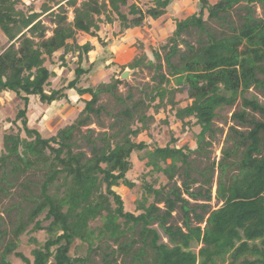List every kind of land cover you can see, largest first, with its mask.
<instances>
[{
	"label": "trees",
	"instance_id": "1",
	"mask_svg": "<svg viewBox=\"0 0 264 264\" xmlns=\"http://www.w3.org/2000/svg\"><path fill=\"white\" fill-rule=\"evenodd\" d=\"M142 1L0 0V29L5 36L0 37V92H9L19 101L15 115L8 113L2 121L0 190L7 192V186H16L31 168L43 171V179L35 182L39 192L31 191L24 197L31 207L26 218L16 221L13 238L0 252V264H85L103 238L125 235L139 225L147 227L154 219L160 220L172 242L160 243L158 232L152 230V244L158 252L155 264H210L215 253L224 255L230 250L235 261L246 256L244 264H264V158L253 151L255 137L242 160L244 170L230 186L225 204L212 212L205 230L189 225L188 232L167 224L152 197L156 199L162 191L157 187L159 174L171 179L187 162L192 147L179 144L174 131L164 145L157 138L139 139L143 134L153 138L158 123L169 126L173 115V122L178 121L183 129L199 127L200 140L212 130L218 109L234 105L261 83L258 71L264 55V18L256 16L255 6L264 0H207L198 11L175 19L173 33L162 44L165 54L152 49L156 60L138 41L140 51L121 69H155L154 84L149 91L143 88L140 98L119 92L122 80L114 75L108 82L89 84L95 66L90 53L95 45L86 36L101 39L102 27L117 21L118 33L144 27L148 19L165 16L173 2L149 0L143 7ZM238 10L243 13L235 20ZM206 12L208 19L220 23L221 30L208 25ZM193 29L199 33L196 43L183 37ZM101 43L107 45L103 39ZM243 46H247L246 52ZM85 62L90 65L85 67ZM70 63L75 64L74 77L54 88L55 67ZM71 89L85 102L73 121L49 136L30 124L31 96L51 105L68 99ZM103 93L113 95L119 107L109 112L113 117L110 130L94 137L95 129L89 128L85 136L89 153L76 149V132L94 123V117L100 119L106 110L102 104L97 106ZM178 93L183 97L178 99ZM162 111L164 117L160 116ZM135 156L144 165L143 192L130 210L116 188L136 186L130 177L136 167ZM20 185L26 187L22 181ZM2 220L0 215V236L6 237L8 230L1 228ZM240 230L247 240L236 245ZM41 231L46 233L43 241L37 236L29 239L34 245L32 258L18 250L23 233ZM258 238L260 243L249 242ZM202 241L206 245L194 251L193 244ZM12 255L22 262L14 263Z\"/></svg>",
	"mask_w": 264,
	"mask_h": 264
},
{
	"label": "rangeland",
	"instance_id": "2",
	"mask_svg": "<svg viewBox=\"0 0 264 264\" xmlns=\"http://www.w3.org/2000/svg\"><path fill=\"white\" fill-rule=\"evenodd\" d=\"M148 1H142L141 5L145 7V2L149 3ZM214 1L216 0H210L212 3ZM199 9L198 0H173L166 16L156 21L151 19L152 22L146 24V28L142 32L145 35L144 39L147 41L143 42L137 37L134 40L142 41L150 58L156 60L152 49L157 48L163 55L165 54L166 50L162 48V44H165L166 38L173 33L175 19L186 17ZM255 9L256 16L264 18V3L256 4ZM242 13L241 10L234 12V19L239 20L238 18ZM72 17L73 13L70 10V18ZM205 18L208 19V12L205 13ZM44 20L49 22L48 16H45ZM208 25L217 31L222 29V26L216 20L208 19ZM118 32V21L115 25L106 26L101 32L102 36L107 34L108 39L111 40L109 46L112 48V53L120 51L118 49L120 44L116 41ZM0 37L5 39L1 29ZM183 37L196 43L199 37L198 30L193 29L190 35L184 34ZM95 41H99L100 44L101 39H96ZM181 46L183 47V45ZM242 49L246 52L247 46H243ZM124 50L125 48L121 49V52H124ZM138 51L140 50L138 49ZM106 52L100 53L99 57L97 54L92 55V61L96 62L97 65L95 63L92 76L88 79L89 84L96 85L102 81L108 82L113 75L121 79V74L126 69H131L126 67L122 71V64L126 62L119 63L120 57H118V61H113L115 57H112V53L106 55ZM131 56L132 53H129L123 57L128 60ZM104 58L106 59L101 62ZM105 62H109L110 69L106 68ZM259 62L261 65L258 71V78L261 83L252 86L244 95L239 97L234 105L218 109L212 130L203 135L200 140H197V133L200 132L199 127L183 129L178 121L173 122V115H171L169 126H163L161 122L158 123L157 128L154 129L155 135L153 138L149 134H143L139 137V139L147 141L157 138L158 142L164 145L172 131H174V135L180 138L179 144L188 143L192 147L187 162L180 166L171 179L164 174H159L160 180L157 183V187L161 188L162 191L156 199L152 197V200H155L160 208L158 212L160 217L165 216L167 218V224L180 227L185 232H188L187 226L189 225L199 226L202 230H205L209 225L212 212L225 204L230 194V186L243 172L242 160L254 141L253 136L255 137L253 151L256 156L264 158V55L259 59ZM162 63L166 71L165 60H162ZM84 64L85 67L90 65L89 62ZM52 67L54 68V66ZM74 67V63H70L62 71L55 67L58 75L56 79H53L52 86L58 88L64 81L61 77L68 79ZM155 72V69L151 66L131 69L129 80L121 79L122 83L119 84V92L124 95L132 93L135 98H140L143 94V88L149 91L154 84L153 76ZM182 97L183 94H177L178 99ZM18 102L11 93L0 92V147L3 139L2 121L7 117L8 113L15 115ZM30 103V124L40 128L47 136L55 133L59 127L73 121L78 115L80 107L85 106L83 97L76 90H69L68 99L56 101L51 105L43 103L39 96L36 95L31 97ZM99 104L104 105L106 110L102 112L100 119L94 117V123L85 125L80 131L76 132V138L79 143V148L76 149H83L89 153V145L85 137L89 128L95 129V133L92 134L94 137L101 131L110 130L109 126L113 121V117L109 112H116L119 109L118 103L113 95L103 93L97 106ZM160 116L164 117L165 113L162 111ZM134 159L136 167L130 173V177L136 186L131 189L124 186L116 188L123 196L127 209L130 210H134L135 200L141 197L143 192L141 189L143 181L141 176L144 172V165L137 156ZM1 175L2 172L0 171V178ZM23 177L16 186L11 188L7 186V192L0 190V215L3 216L1 228L8 230L6 237L0 236V252L3 250L6 241L13 238L12 229L16 221H19L21 217L26 218L31 205L24 197L29 196L31 191L33 194L39 192V187L35 182H40L43 179V171L38 168H31ZM150 177L149 179L151 180ZM21 181L25 183L26 187L20 185ZM223 187L225 188V194L221 196ZM31 228L32 226L30 225L29 229ZM152 230L158 232L160 243L172 245L169 236L160 225V220L154 219L147 227L139 225L125 235L103 238L99 247L91 253L90 259L85 264H155L158 259V252L152 244ZM31 236H37L43 241L46 238V233L44 231L25 232L20 236V247L18 250L24 252L30 258H32L31 251L34 247L29 240ZM244 240L247 239L243 230H240L236 245H239ZM249 242L260 243L261 239L258 238L256 241L249 240ZM205 245L206 243L202 241L199 244L194 243L192 248L194 251L199 252ZM232 252V250L227 251L224 255L215 253L213 256L214 262L212 261L210 264H244L242 260L246 256L235 261L232 258ZM10 259L14 263L22 262L21 258L15 255H12Z\"/></svg>",
	"mask_w": 264,
	"mask_h": 264
},
{
	"label": "crops",
	"instance_id": "3",
	"mask_svg": "<svg viewBox=\"0 0 264 264\" xmlns=\"http://www.w3.org/2000/svg\"><path fill=\"white\" fill-rule=\"evenodd\" d=\"M187 1H190V0H187ZM166 16V15H165ZM163 17V16H162ZM157 20V19H156ZM155 20V21H156ZM152 21H151V19H148V21H147V23H151ZM115 23H117V22H115ZM115 23H113V24H107V25H104L103 27H102V29L100 30V32H99V34H100V37H101V39H103V40H105L106 42H107V45L106 46H104L101 42H100V44H99V41H95L96 39H99L98 37H89V36H86L85 34H84V38H86V39H89L94 45H95V50H93L91 53H90V60L92 61V55H94V54H97V56L100 54V53H105V51H107L106 52V55L108 54V55H110V53H112V48H110V39H108V35L107 34H105L104 36H102V34H101V32H102V30L103 29H105V27L106 26H108V25H115ZM144 28H146V26H144V27H134V28H130V29H127L124 33H117V36H116V41L117 42H119V46H118V49L120 50L118 53H112V57H115L114 59H113V61H118V57H120L121 59H119V63H124V62H126V63H124V64H127L128 62H130L133 58H134V56L138 53V47H137V43H138V40L137 39H135L134 40V38L135 37H137L139 40H142L143 42H145V41H147L146 39H144V37H145V35L143 34V32H144ZM143 31V32H142ZM86 36V37H85ZM141 41V42H142ZM102 46V47H101ZM102 49H101V48ZM123 48H125V50H124V52H121V49H123ZM100 50H101V52H100ZM146 52H147V50H146ZM129 53H132V56L128 59V60H126L123 56L124 55H127V54H129ZM148 53V52H147ZM149 55V54H148ZM99 57V56H98ZM150 57V56H149ZM106 58H104V59H102V61L101 62H103L104 60H105ZM96 63V62H95ZM70 65V64H69ZM96 65H97V63H96ZM105 66H106V68L108 67L109 69H110V67H109V62H105V64H104ZM123 65V64H122ZM57 68H59L61 71L62 70H64L65 68H67V67H62V68H60V67H58L57 66ZM96 68V67H95ZM107 68V69H108ZM55 70H56V68H55ZM58 73H60V71H58ZM58 75V74H57ZM92 75H90V77H91ZM74 77V72L72 71L71 72V75H70V77L68 78V79H66L65 77L63 78V77H61L64 81L65 80H69V79H72ZM117 77V76H116ZM57 78V77H56ZM55 78V79H56ZM71 90H74V89H71ZM9 93V92H8ZM32 97V96H31ZM31 104V103H30ZM31 110V109H30ZM30 110H29V112H30ZM30 120H31V116H30Z\"/></svg>",
	"mask_w": 264,
	"mask_h": 264
},
{
	"label": "water",
	"instance_id": "4",
	"mask_svg": "<svg viewBox=\"0 0 264 264\" xmlns=\"http://www.w3.org/2000/svg\"><path fill=\"white\" fill-rule=\"evenodd\" d=\"M199 1V6L200 7H204L207 5V0H198ZM130 70L131 69H126L122 74H121V79H128L129 80V76H130Z\"/></svg>",
	"mask_w": 264,
	"mask_h": 264
}]
</instances>
